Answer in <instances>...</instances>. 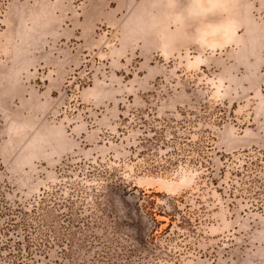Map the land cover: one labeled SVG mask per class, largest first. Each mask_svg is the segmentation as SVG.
Returning a JSON list of instances; mask_svg holds the SVG:
<instances>
[{
  "label": "rangeland",
  "instance_id": "rangeland-1",
  "mask_svg": "<svg viewBox=\"0 0 264 264\" xmlns=\"http://www.w3.org/2000/svg\"><path fill=\"white\" fill-rule=\"evenodd\" d=\"M140 194L172 215L143 264H264V0H0V226L32 237L24 264L129 232Z\"/></svg>",
  "mask_w": 264,
  "mask_h": 264
},
{
  "label": "trees",
  "instance_id": "trees-1",
  "mask_svg": "<svg viewBox=\"0 0 264 264\" xmlns=\"http://www.w3.org/2000/svg\"><path fill=\"white\" fill-rule=\"evenodd\" d=\"M150 197L145 194L134 196L131 206L122 211L123 218L130 220L127 223L129 232L124 231V225L121 222L115 221L104 225L88 226L84 231L79 232L82 238L76 237L75 232L71 233L72 264H80L77 262L79 255L83 248L88 246L90 249L99 248L94 250L92 264H135L136 260L143 264L149 259L159 257L161 250L156 233L158 227L165 221L158 220L156 215L167 214L162 207L155 209L156 200ZM104 212L110 216L109 207H105ZM167 216H170L172 220L170 213ZM15 220L14 217L9 218L5 225L0 226L1 242L4 249L6 245L12 247L10 256H5L9 264H24L27 258L34 256L33 240L28 231L24 234L23 240L10 237L11 230L18 226ZM94 228L101 233L94 232ZM85 242H88L87 245L84 244Z\"/></svg>",
  "mask_w": 264,
  "mask_h": 264
}]
</instances>
